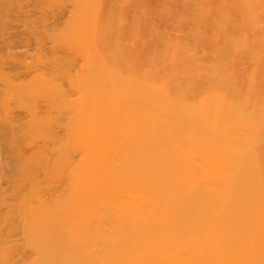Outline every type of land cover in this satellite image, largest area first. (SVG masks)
Segmentation results:
<instances>
[{"label":"bare ground","instance_id":"1","mask_svg":"<svg viewBox=\"0 0 264 264\" xmlns=\"http://www.w3.org/2000/svg\"><path fill=\"white\" fill-rule=\"evenodd\" d=\"M73 88L76 99L38 77L11 94L31 120L0 137L11 167L9 202L0 192V264H249L264 255L257 212L242 210L234 183L215 177L217 158L235 144L233 121L216 130L159 90L116 76ZM38 97L47 109L39 118L28 105Z\"/></svg>","mask_w":264,"mask_h":264},{"label":"rangeland","instance_id":"2","mask_svg":"<svg viewBox=\"0 0 264 264\" xmlns=\"http://www.w3.org/2000/svg\"><path fill=\"white\" fill-rule=\"evenodd\" d=\"M0 23L9 27L0 29V137L28 126L30 112L11 94L38 77L53 78L71 99L73 82L99 76L155 88L192 120L216 130L233 121L235 144L217 158L215 177L234 183L230 196L264 227V0H0ZM71 30L82 34L71 38ZM28 105L37 118L47 112L42 97ZM7 158L0 192L9 202ZM249 264H264V255Z\"/></svg>","mask_w":264,"mask_h":264}]
</instances>
